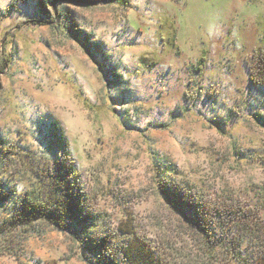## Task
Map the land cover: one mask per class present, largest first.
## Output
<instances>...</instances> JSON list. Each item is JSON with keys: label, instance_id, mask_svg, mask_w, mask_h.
<instances>
[{"label": "rangeland", "instance_id": "obj_1", "mask_svg": "<svg viewBox=\"0 0 264 264\" xmlns=\"http://www.w3.org/2000/svg\"><path fill=\"white\" fill-rule=\"evenodd\" d=\"M263 50L264 0H0V178L28 189L23 161H47L58 123L124 252L135 230L168 264H259L255 234L210 248L161 188L264 221ZM34 227L0 234V264H89L69 233Z\"/></svg>", "mask_w": 264, "mask_h": 264}, {"label": "trees", "instance_id": "obj_2", "mask_svg": "<svg viewBox=\"0 0 264 264\" xmlns=\"http://www.w3.org/2000/svg\"><path fill=\"white\" fill-rule=\"evenodd\" d=\"M250 79L253 84L264 88V50L251 66ZM54 125L47 161H39L32 151L27 155V161H23L29 179L28 189L18 192L16 186L0 178V205L9 207V216L2 223L6 227L0 225V234L4 236L15 228L23 233L37 232L34 226L46 222L69 233L89 264H168L160 251L156 254L155 246H147L135 230L130 235L138 244L129 243L124 252V238L118 239L117 231L106 232L99 225L101 217L88 204L64 131L58 123ZM5 158L0 150V164L6 162ZM161 190L175 209L205 236L210 248L230 244L239 247L248 234H255L260 248L258 262L264 264V221L257 223L248 210L232 205L222 210L214 206L210 209L204 199L187 187H162ZM228 224L238 226L241 232L234 240H223L217 234L218 228Z\"/></svg>", "mask_w": 264, "mask_h": 264}, {"label": "snow or ice", "instance_id": "obj_3", "mask_svg": "<svg viewBox=\"0 0 264 264\" xmlns=\"http://www.w3.org/2000/svg\"><path fill=\"white\" fill-rule=\"evenodd\" d=\"M71 2H74V0H71ZM101 2H103V0H101ZM53 6H55V5H53Z\"/></svg>", "mask_w": 264, "mask_h": 264}]
</instances>
